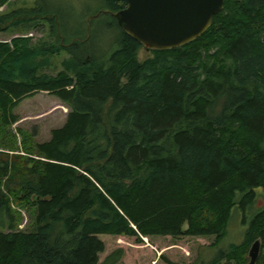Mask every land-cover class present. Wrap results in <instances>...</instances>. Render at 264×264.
I'll return each mask as SVG.
<instances>
[{"label": "trees", "instance_id": "obj_1", "mask_svg": "<svg viewBox=\"0 0 264 264\" xmlns=\"http://www.w3.org/2000/svg\"><path fill=\"white\" fill-rule=\"evenodd\" d=\"M64 1L70 11L35 0L0 12V31L45 22L50 39L0 41V264H116L122 248L99 262L101 234L214 235L216 248L235 206L242 240L195 264H245L257 238L264 264V0H224L201 36L143 60L113 15L125 0H102L89 21L84 0ZM101 15L118 34L89 47ZM38 91L69 107L42 142L11 128ZM16 207L33 230L17 229Z\"/></svg>", "mask_w": 264, "mask_h": 264}, {"label": "rangeland", "instance_id": "obj_2", "mask_svg": "<svg viewBox=\"0 0 264 264\" xmlns=\"http://www.w3.org/2000/svg\"><path fill=\"white\" fill-rule=\"evenodd\" d=\"M35 0H10L7 5L0 8V12L9 11L22 6H31ZM65 11L71 10V4L61 0ZM72 2V1H71ZM87 3L83 9L87 10L84 15L85 21L91 19L96 9L101 5L102 0H84ZM56 2H53V5ZM70 4V5H69ZM62 5V4H60ZM58 7V6H57ZM69 8V9H66ZM77 10L81 11L78 7ZM73 11V9H72ZM91 24L86 23L88 31L94 33L91 44L95 46L97 37L103 35L116 36L118 34L117 26L112 19L107 15H101L90 21ZM76 26L70 21L65 20L63 27L70 28ZM91 26V27H90ZM77 27V26H76ZM78 29V28H77ZM48 26L45 22H38V25L27 29H10L7 31H0V41H8L13 37L23 36L28 37L32 43L39 42L40 40L50 41L48 37ZM152 56L149 50L143 47L138 50V57L143 60ZM66 57L65 53H61L52 57L54 66L44 68L43 71L54 74L52 70L56 66L57 70L60 67V61ZM69 107L59 100L55 95L47 91H38L19 101L13 112L20 118L19 121L14 123L11 128L15 133L16 128H20L23 132L31 134L32 140L35 142L46 141L50 138L51 130L59 128L63 125ZM17 143L19 144L20 136L16 133ZM22 153V152H21ZM262 200L258 199L255 203L256 206L261 205ZM19 219L17 229L22 231H30L34 229V213L28 211L27 208H18ZM242 215L237 206L231 210V215L226 227V235L220 241L216 248H209V244L213 241L214 235L210 236H142L139 235V241L132 236L116 237L108 234H101L100 239L104 242V251L99 254V262H101L106 255L111 251L122 248L123 254L116 264H167L166 260H171L186 264H195V261L207 262L212 258L219 249H226L231 244L239 243L243 237L244 225L242 224ZM186 225H184V228ZM264 253V247L261 249ZM249 260V259H248ZM246 261V263L248 262ZM245 263V264H246ZM219 264H225L223 261ZM233 264V263H231Z\"/></svg>", "mask_w": 264, "mask_h": 264}, {"label": "water", "instance_id": "obj_3", "mask_svg": "<svg viewBox=\"0 0 264 264\" xmlns=\"http://www.w3.org/2000/svg\"><path fill=\"white\" fill-rule=\"evenodd\" d=\"M116 23L146 50H168L201 36L223 8L224 0H125ZM261 243L250 245L246 264H256Z\"/></svg>", "mask_w": 264, "mask_h": 264}, {"label": "flooded vegetation", "instance_id": "obj_4", "mask_svg": "<svg viewBox=\"0 0 264 264\" xmlns=\"http://www.w3.org/2000/svg\"><path fill=\"white\" fill-rule=\"evenodd\" d=\"M125 7V6H124Z\"/></svg>", "mask_w": 264, "mask_h": 264}]
</instances>
